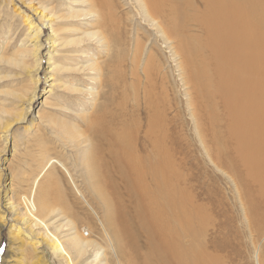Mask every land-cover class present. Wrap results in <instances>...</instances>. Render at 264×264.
Here are the masks:
<instances>
[{"label":"rangeland","instance_id":"obj_1","mask_svg":"<svg viewBox=\"0 0 264 264\" xmlns=\"http://www.w3.org/2000/svg\"><path fill=\"white\" fill-rule=\"evenodd\" d=\"M191 1L190 14L202 12L199 0ZM143 2L106 0L110 28L101 30L103 11L92 10L89 0H0V264H67L45 230L32 224L30 197L37 208L40 198L47 203L48 210L35 217L67 249L76 235L90 242L82 257L70 250L74 264H117L116 244L104 223L109 208L98 194L101 182L90 158L100 153L91 122L114 115L121 93L128 109L137 108L140 139L153 112L163 120L173 187L197 208L192 220L199 228L201 260L264 264V190L239 159V151L248 149V131L230 137L233 125L219 100H203L193 54L186 63L178 37L166 38L160 22L162 29L151 27ZM85 13L91 14L80 17ZM188 25L193 29H177L188 30V41L180 38V44L189 49L201 36L202 44L204 35L193 22ZM53 160L70 178L56 164L46 169ZM95 254L101 257L94 260Z\"/></svg>","mask_w":264,"mask_h":264},{"label":"bare ground","instance_id":"obj_2","mask_svg":"<svg viewBox=\"0 0 264 264\" xmlns=\"http://www.w3.org/2000/svg\"><path fill=\"white\" fill-rule=\"evenodd\" d=\"M142 1L145 18L153 24L151 27H158L160 22L166 38L169 35L178 37V48L187 56L183 58L186 63L188 56L193 54L191 56L200 68L198 75L203 78V100L205 98L210 105L215 99L219 100L233 125L230 137H237L242 129L248 131V149L239 151V159L251 177L259 178L255 181L264 190V0H199L203 5L202 12L192 10L191 14V0ZM238 1L241 4L236 5ZM89 2L92 10H98L101 6L103 17L104 13L109 15L106 0ZM45 11V7L40 10L42 13ZM91 13L95 14L93 11ZM41 19L45 17L41 15ZM191 22L202 28L204 41L200 44L203 36L197 37L199 39L188 42V49L180 44V38L188 41L185 40L188 30L184 28L186 31H179L177 26L188 27ZM30 27H33L31 23ZM98 27L109 30L105 17ZM93 35L86 36L93 38ZM69 43L73 44V41ZM36 48L38 52V46ZM207 68L210 69L209 73ZM188 76L193 78L194 75ZM118 99L114 115L109 118L96 116L91 122V129L95 127L91 131L96 143L94 146L100 153L90 158L94 177L101 182L100 192H97L109 208L104 213V223L116 244L117 264H206L200 258L203 252L201 237L197 232L199 228L196 229L192 220L197 208L191 209L190 198L173 187L171 159L164 145L165 133L162 131L164 126L160 114L157 117L153 112L149 116L146 138L142 140L134 126L137 108H127L124 93ZM65 130L75 135V132ZM161 132L164 133L162 137L159 135ZM53 164L58 165L70 178L68 171L54 160L47 163L46 169ZM30 200L31 197L26 209L32 224L45 230L54 252L67 264H74L71 251L81 257L85 255L90 242L76 235L70 239L71 251L67 249L61 240L48 232L45 222L35 217L38 211L46 210L47 203L40 198L37 208L35 202L31 203ZM126 207L132 210L128 212ZM20 221L23 222L24 218ZM82 234L85 236L86 233ZM98 257L101 254H95L94 260Z\"/></svg>","mask_w":264,"mask_h":264}]
</instances>
